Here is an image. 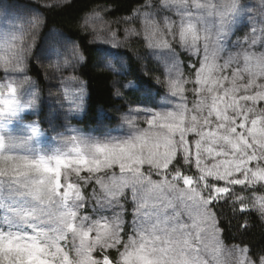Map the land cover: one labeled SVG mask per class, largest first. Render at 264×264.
I'll return each instance as SVG.
<instances>
[{
  "label": "snow or ice",
  "instance_id": "obj_1",
  "mask_svg": "<svg viewBox=\"0 0 264 264\" xmlns=\"http://www.w3.org/2000/svg\"><path fill=\"white\" fill-rule=\"evenodd\" d=\"M122 19L123 39L91 26L93 66L127 76L135 38L159 75L123 85L135 100L117 89L101 132L73 123L85 80L62 75V99L45 101L30 75L32 59L46 78L83 66L79 46L37 51L15 20L0 36V264H264V251L225 247L216 211L264 218V0H145Z\"/></svg>",
  "mask_w": 264,
  "mask_h": 264
},
{
  "label": "trees",
  "instance_id": "obj_2",
  "mask_svg": "<svg viewBox=\"0 0 264 264\" xmlns=\"http://www.w3.org/2000/svg\"><path fill=\"white\" fill-rule=\"evenodd\" d=\"M145 0H68L61 4H38L45 34L56 30L81 48V51L89 60L83 66H79L75 75L87 82L88 98L87 110L81 120L73 123L83 129H90L99 125L97 116L99 109H104L107 114H112L121 107V101L114 93V76L100 67H94L95 58L92 50L96 45L91 36L83 28V21L94 12L102 14L104 20L114 29H122L123 17L132 13L133 9L140 7ZM128 53L125 59L127 72L124 80L140 79L153 81L159 72L155 71L156 63L148 56L143 43L132 39L123 49ZM147 73V75H145ZM30 75L38 80L42 90L45 88V76L39 66L31 60ZM238 194L239 188L237 189ZM221 226L224 229L223 240L227 246L247 245L253 254L264 251V218L258 213L234 214L230 204L216 208ZM247 221L248 227L242 229L241 225Z\"/></svg>",
  "mask_w": 264,
  "mask_h": 264
},
{
  "label": "rangeland",
  "instance_id": "obj_3",
  "mask_svg": "<svg viewBox=\"0 0 264 264\" xmlns=\"http://www.w3.org/2000/svg\"><path fill=\"white\" fill-rule=\"evenodd\" d=\"M66 1H68V0H0V18L4 17V10H7V13H8V18H5L2 21H0V36H2L5 39H10L11 35H12L11 21L12 20H15L17 22H21L22 21L24 23V30H25V33H26L25 42L26 43H31L32 40H33V37H35V41H36V44L38 46L37 47V51H39V49L41 47H44L46 45H48V46H57V47L65 46L67 42L65 41V36L62 33L58 32L56 30H52V31H49V32L44 34L42 32L43 23L41 25V28L38 31L32 30L31 29V25L28 23V21L35 20V19H39V20L42 21L41 14L39 16H37V15H35L33 13V10H38L37 9L38 4H41V3L42 4L43 3L61 4V3H64ZM156 2H157V0H153V3H156ZM38 12H39V10H38ZM93 14L94 13L90 14L88 17H86L84 19V21L82 23L83 24L82 26L85 29V31L91 36L93 43L97 46L99 42L95 40V38H94L95 37V33L92 31V27L91 26L93 24L99 26L100 23H102V22L103 23H107V22L104 20V18H103L101 13H100V16L102 17V21L91 19L93 17ZM86 20L88 21V25L87 26L85 25V21ZM129 26H130L129 24L124 23V26H123L122 29H114V28H111L110 25H109V27L112 30L117 31L118 36L121 39H123L124 29L126 27H129ZM239 35L242 36L243 32L239 33ZM133 39H135V38H133ZM233 39H235V37H233ZM71 44L76 46V44L74 42H72V41H71ZM127 44H125L124 47H126ZM69 46H71V45H69ZM146 51L148 53L147 49H146ZM148 56L155 63H157L149 54H148ZM186 57H187V53H184L180 57V59L183 60L185 62V64L188 62ZM53 59H55V58H53ZM32 61H34L39 66V68H41V70L43 71V74L45 76V72H46V67L48 65V61L44 60V61H42V63H38L35 59H32ZM79 66L80 65H77L74 69H69L67 72H64L63 74L56 73V72L51 71V70H47V77L48 78L45 77V83L46 84H45V88L43 89V97H44L45 101H47L49 99V96H48L49 90H51L53 92V94H54L53 97H52L53 100L62 99V95L57 92V89L60 87V80L62 78V75L63 76H67V75H71V74L75 75V71L77 70V68ZM116 67L120 68V65L116 64ZM100 68L110 72L108 69H106L104 67H100ZM121 71L122 72H125V71L127 72V65H126L125 61H124V67L121 68ZM110 73L114 76L113 87L115 89V92H116L117 89H119L121 94H122V97H125V98H127L129 100H135L136 97L139 94L138 93L137 94H133V93L129 92L127 89H125L123 87L124 84L128 83V81L124 80L126 77L123 76V75L114 74L112 72H110ZM117 99L121 101V106H122L124 104V100L121 99V98H117ZM109 115L113 117V120H115V118L118 116V113L116 111H114V112H112V114H109ZM32 118L33 119H37V118L42 119L44 121L43 122V127L49 132V135H51V129H49L48 122H47L46 119H44L43 116H41V117L33 116ZM81 118L82 117H78L76 120H81ZM78 127H80V126H78ZM80 128L83 129L82 127H80ZM83 130L85 132H88V131L101 132V131H103V127L101 126V124H99L95 128H91V129H88V130L83 129ZM225 247L227 249L233 248V246H227V245H225Z\"/></svg>",
  "mask_w": 264,
  "mask_h": 264
}]
</instances>
